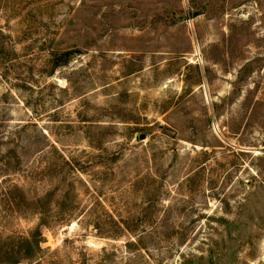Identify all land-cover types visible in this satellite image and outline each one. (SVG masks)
Wrapping results in <instances>:
<instances>
[{"label":"rangeland","instance_id":"obj_1","mask_svg":"<svg viewBox=\"0 0 264 264\" xmlns=\"http://www.w3.org/2000/svg\"><path fill=\"white\" fill-rule=\"evenodd\" d=\"M0 264H264V0H0Z\"/></svg>","mask_w":264,"mask_h":264}]
</instances>
